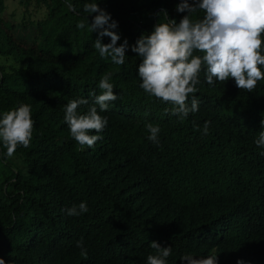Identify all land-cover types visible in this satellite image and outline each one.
<instances>
[{
  "label": "trees",
  "instance_id": "trees-1",
  "mask_svg": "<svg viewBox=\"0 0 264 264\" xmlns=\"http://www.w3.org/2000/svg\"><path fill=\"white\" fill-rule=\"evenodd\" d=\"M32 1L46 17L21 30L0 0V117L27 104L35 121L30 146L14 153L27 171L0 184L5 264H147L157 254L153 241L171 247L167 264H189L185 255L264 264V147L255 143L264 131V80L248 92L231 78L209 85L202 70L188 101L198 99L199 111L181 120L140 87L142 58L131 51L157 23L189 14L176 11L181 0H20L25 7ZM93 2L118 22L117 46L128 40L124 65L94 48L95 14L83 11ZM203 17L191 14L193 22ZM109 73L119 98L100 112L108 124L90 133L101 137L94 147L81 146L65 123V106L87 99L77 109L86 114L90 93H101L99 81ZM149 123L160 128L158 144L148 139ZM6 152L0 141V161ZM81 202L88 211L69 216Z\"/></svg>",
  "mask_w": 264,
  "mask_h": 264
},
{
  "label": "clouds",
  "instance_id": "clouds-1",
  "mask_svg": "<svg viewBox=\"0 0 264 264\" xmlns=\"http://www.w3.org/2000/svg\"><path fill=\"white\" fill-rule=\"evenodd\" d=\"M71 7V6H70ZM197 10L204 12L202 20L193 22L191 14ZM84 12L95 14L90 23V30L98 32L94 48L102 58H111L116 65H124L128 40L118 45L120 35L114 31L118 22L110 13L102 9L99 3H86ZM176 11L187 12L179 23L168 20L157 23L151 34L142 35L131 46V51L142 58L138 76L142 80L140 87L150 96L172 105L165 113L186 119L189 113L199 111V101L194 96L189 106V97L197 91L199 75L206 69V81L213 85L230 78L235 80L241 90L253 92L259 81L264 80V0H181ZM167 17L166 10L162 13ZM88 19V18H87ZM84 21L77 27L85 28ZM110 37V43H103V38ZM200 52L202 55H194ZM111 74H105L99 81L100 94L90 93L94 98L86 114H78L80 105L89 103L87 99L72 100L65 106L64 120L70 134L81 146L94 147L101 138L90 133L102 132L108 124L105 112L111 102L119 96L114 93L110 83ZM99 106V112L97 109ZM264 125V121L261 122ZM35 121L31 107L27 104L6 111L0 117V141L7 149L6 156L11 158L18 146H30ZM210 122H206L202 133L208 134ZM150 135L148 139L159 143L160 128L151 123L146 125ZM257 146L264 147V131L258 134ZM264 154V153H262ZM88 211L87 204L81 202L67 209L69 216H77ZM156 255L147 257V264H167L171 247H162L153 241L150 245ZM81 255H87L83 240L77 241ZM182 260L189 264H218L217 256L195 259L185 255ZM0 264H5L0 258ZM237 264H244L238 261Z\"/></svg>",
  "mask_w": 264,
  "mask_h": 264
},
{
  "label": "rangeland",
  "instance_id": "rangeland-1",
  "mask_svg": "<svg viewBox=\"0 0 264 264\" xmlns=\"http://www.w3.org/2000/svg\"><path fill=\"white\" fill-rule=\"evenodd\" d=\"M6 8L3 12L5 18L13 21L21 30H29L31 21H38L46 17V9L44 6H38L34 1L25 7L20 0H5ZM27 171V167L23 160L13 155L6 158L4 162L0 161V184L3 183L13 171Z\"/></svg>",
  "mask_w": 264,
  "mask_h": 264
}]
</instances>
